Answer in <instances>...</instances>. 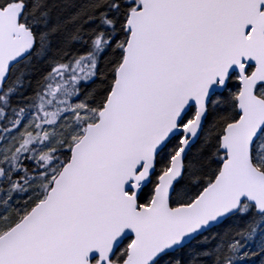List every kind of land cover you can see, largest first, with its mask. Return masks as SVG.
Returning a JSON list of instances; mask_svg holds the SVG:
<instances>
[{"label":"snow or ice","instance_id":"snow-or-ice-1","mask_svg":"<svg viewBox=\"0 0 264 264\" xmlns=\"http://www.w3.org/2000/svg\"><path fill=\"white\" fill-rule=\"evenodd\" d=\"M0 264H264V0H0Z\"/></svg>","mask_w":264,"mask_h":264}]
</instances>
